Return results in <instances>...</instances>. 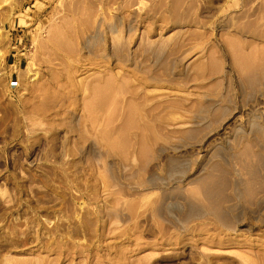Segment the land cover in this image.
Segmentation results:
<instances>
[{"label": "rangeland", "instance_id": "rangeland-1", "mask_svg": "<svg viewBox=\"0 0 264 264\" xmlns=\"http://www.w3.org/2000/svg\"><path fill=\"white\" fill-rule=\"evenodd\" d=\"M0 264H264V0H0Z\"/></svg>", "mask_w": 264, "mask_h": 264}, {"label": "crops", "instance_id": "crops-1", "mask_svg": "<svg viewBox=\"0 0 264 264\" xmlns=\"http://www.w3.org/2000/svg\"><path fill=\"white\" fill-rule=\"evenodd\" d=\"M20 52H15L10 55V58L7 62V68L10 72V83L17 82L18 74L24 67V58Z\"/></svg>", "mask_w": 264, "mask_h": 264}, {"label": "bare ground", "instance_id": "bare-ground-1", "mask_svg": "<svg viewBox=\"0 0 264 264\" xmlns=\"http://www.w3.org/2000/svg\"><path fill=\"white\" fill-rule=\"evenodd\" d=\"M59 33H60V34H59ZM54 34H55V37L52 35V36L54 37V39H56L57 34H58V36L60 35L59 38H60V40H61V41H60L61 48H60V47H57V46H60V45H55L57 48H59L60 50L63 49V50H61L62 52H64V50H66V48H67V49H68V47L70 48L71 45H69V46L67 45L68 47H66V45L64 44V43H66V42H64V40L66 41V40H68L69 38L67 39V37H65V38H66V39H65L64 36H62L64 39H63V38L61 39V34H62L61 32H58V33L55 32ZM63 35H64V34H63ZM53 37H52V40H53L52 42H53V43H54L55 41H56V42L59 41V40L57 41V39L54 40ZM59 38H58V39H59ZM69 41H70V40H69ZM61 42H63V44H62ZM53 43H52V44H53ZM55 44H59V43H55ZM62 45H64L65 48H62ZM64 46H63V47H64ZM53 47H54V45H53ZM53 47H52V49H56V48H53ZM59 49H57V50H59ZM57 50H56V51H57ZM52 51H53V50H52ZM54 51H55V50H54ZM57 52H59V51H57ZM57 52H56V53H57ZM53 53H54V52H53ZM56 53H55V54H56ZM59 53H60V52H59ZM59 53H58V54H59ZM58 54H56V55H58ZM94 88H95V87H94ZM100 88H101V87L97 88V86H96V88L93 89V90H95V91H94V93H95L94 96H97V97H95L94 99H96V101H97V100L99 99L98 97H100V100H99V101L102 102V99H101L102 96H100V95H101L100 93L103 94L104 90L101 89L103 92H102V91L100 92V90H99ZM96 89H97V92H100L99 95H97V93H96ZM93 90H92V91H93ZM46 92H47V91H46ZM96 101H95V107H96V108H97V107H100V105H102V104H100V102L98 101L99 103H98V105H96V104H97ZM90 102H91V101L89 100V101H88V105L86 104V106H87V108L90 109V111H91V108H92V106H94V105L92 104V106H91V105L89 106V103H90ZM88 106H89V107H88ZM90 107H91V108H90ZM92 110H94V107L92 108Z\"/></svg>", "mask_w": 264, "mask_h": 264}]
</instances>
